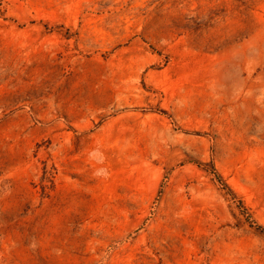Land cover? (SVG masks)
Wrapping results in <instances>:
<instances>
[{
	"label": "rangeland",
	"instance_id": "374dc122",
	"mask_svg": "<svg viewBox=\"0 0 264 264\" xmlns=\"http://www.w3.org/2000/svg\"><path fill=\"white\" fill-rule=\"evenodd\" d=\"M0 264H264V0H0Z\"/></svg>",
	"mask_w": 264,
	"mask_h": 264
}]
</instances>
